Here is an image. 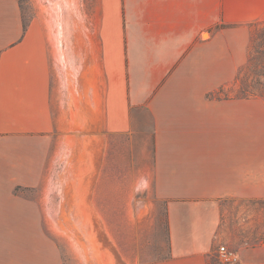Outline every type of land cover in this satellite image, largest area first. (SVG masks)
<instances>
[{
	"label": "crops",
	"instance_id": "crops-1",
	"mask_svg": "<svg viewBox=\"0 0 264 264\" xmlns=\"http://www.w3.org/2000/svg\"><path fill=\"white\" fill-rule=\"evenodd\" d=\"M20 1L0 0V264H63L45 224L130 207L149 180L159 264H214L221 202L264 199V98L212 96L264 0H43L26 25ZM234 255L264 264V245Z\"/></svg>",
	"mask_w": 264,
	"mask_h": 264
},
{
	"label": "rangeland",
	"instance_id": "rangeland-1",
	"mask_svg": "<svg viewBox=\"0 0 264 264\" xmlns=\"http://www.w3.org/2000/svg\"><path fill=\"white\" fill-rule=\"evenodd\" d=\"M39 1L43 3V0H36L37 5L33 0L20 1L25 23L33 16ZM51 1L55 6L59 3ZM245 27L250 32L247 61L239 69L237 79L212 96L264 98V21L250 22ZM151 171L149 153L148 178ZM143 189L144 192L133 195L130 207L123 206L126 194L119 192L114 210L107 209L101 198L98 213L94 211L93 215L87 208L76 212L79 223L64 225L62 230L59 224H45L44 229L61 250L63 264H159L167 259L170 246L164 203L155 197L150 180ZM221 206L224 214L220 245H226L233 253L240 247L264 245V199H231L221 202ZM55 213L53 210V218ZM211 257L214 264L225 263L219 252Z\"/></svg>",
	"mask_w": 264,
	"mask_h": 264
},
{
	"label": "built area",
	"instance_id": "built-area-1",
	"mask_svg": "<svg viewBox=\"0 0 264 264\" xmlns=\"http://www.w3.org/2000/svg\"><path fill=\"white\" fill-rule=\"evenodd\" d=\"M219 253L224 262H231L234 261V259H236L234 253L231 250H229L226 245L220 246ZM232 255L234 256L233 259L231 258Z\"/></svg>",
	"mask_w": 264,
	"mask_h": 264
},
{
	"label": "trees",
	"instance_id": "trees-1",
	"mask_svg": "<svg viewBox=\"0 0 264 264\" xmlns=\"http://www.w3.org/2000/svg\"><path fill=\"white\" fill-rule=\"evenodd\" d=\"M25 25H26V23H25Z\"/></svg>",
	"mask_w": 264,
	"mask_h": 264
}]
</instances>
